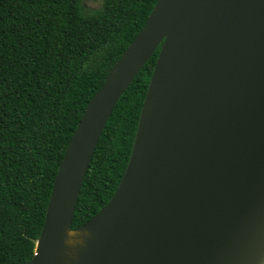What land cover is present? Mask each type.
Masks as SVG:
<instances>
[{"label": "water", "instance_id": "95a60500", "mask_svg": "<svg viewBox=\"0 0 264 264\" xmlns=\"http://www.w3.org/2000/svg\"><path fill=\"white\" fill-rule=\"evenodd\" d=\"M160 45L124 176L73 229L107 122ZM66 228L92 231L76 264H264V0L157 1L81 117L29 264H64Z\"/></svg>", "mask_w": 264, "mask_h": 264}, {"label": "trees", "instance_id": "16d2710c", "mask_svg": "<svg viewBox=\"0 0 264 264\" xmlns=\"http://www.w3.org/2000/svg\"><path fill=\"white\" fill-rule=\"evenodd\" d=\"M158 0H0V264H29L81 117ZM161 45L120 97L72 228L112 198L128 166Z\"/></svg>", "mask_w": 264, "mask_h": 264}, {"label": "bare ground", "instance_id": "6f19581e", "mask_svg": "<svg viewBox=\"0 0 264 264\" xmlns=\"http://www.w3.org/2000/svg\"><path fill=\"white\" fill-rule=\"evenodd\" d=\"M153 105V102L150 101L148 103V106L146 108L147 110L151 109ZM92 238V231L83 229V230H70L69 228H66V231L63 235L62 239V245L63 249L60 253L61 258H62V263L64 264H76L80 261L79 255L80 253L87 248L88 243L90 239ZM74 249H79V252L75 257L73 256L72 259H69V256L71 253L74 251ZM76 253V252H73ZM71 257V256H70Z\"/></svg>", "mask_w": 264, "mask_h": 264}, {"label": "rangeland", "instance_id": "374dc122", "mask_svg": "<svg viewBox=\"0 0 264 264\" xmlns=\"http://www.w3.org/2000/svg\"><path fill=\"white\" fill-rule=\"evenodd\" d=\"M101 2H102V0H88V5H90V6H92V7H97V6H99L100 4H101ZM73 252H76V253H73ZM72 253H71V257L69 256V259L68 260H70V259H72L73 258V256L75 257V255H77L78 254V252H79V249H74V251H73ZM75 254V255H74Z\"/></svg>", "mask_w": 264, "mask_h": 264}]
</instances>
